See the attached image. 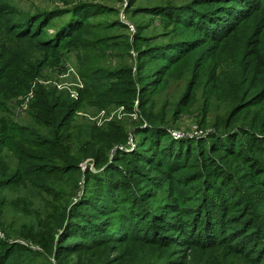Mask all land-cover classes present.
<instances>
[{
    "label": "rangeland",
    "instance_id": "1",
    "mask_svg": "<svg viewBox=\"0 0 264 264\" xmlns=\"http://www.w3.org/2000/svg\"><path fill=\"white\" fill-rule=\"evenodd\" d=\"M6 1L10 8L18 10V17L38 14L56 8L72 9L76 5L85 2L104 7L107 13L95 18V20H119L123 24L122 27L110 31L111 34L117 36V45L110 52L112 55H118V57L112 65L114 67H118V63L122 66L126 65L131 68L132 73L135 75L138 74L139 70L138 62L141 55L139 48L146 44L144 41L136 40L137 33H140L141 36H147L149 39H154L153 41H162L164 38H172L178 34L176 31L167 28L165 21L153 10H140V8L151 9L167 4L183 5L188 2L192 3V0H132L133 3L131 0ZM68 20L69 15L67 14L62 18L56 17L45 31L53 34L61 24ZM250 25L249 28L235 30L225 41L219 44V47L214 41H208V43L197 47L188 57L175 63L167 61L165 65L163 59L149 57L147 61L149 67L157 64L162 66V69L155 72L160 77V84L155 93L148 99L144 101L140 99L139 101L137 97L131 108L124 106L120 99L116 103H108L102 107L97 100L88 101V95L83 93L81 96V88L86 87V85L80 72L75 51L65 49L63 51L65 55L62 57L61 62L63 66H40L37 69L38 74L32 79H30V76L23 79L13 69L5 70L3 60L0 61V66H2L6 76L12 78L6 86V88L9 87L7 89L8 96L11 94L12 87L19 91V93L6 100L8 110L0 112L2 115H6L3 116L0 122L1 127L6 126L4 132L0 129L1 147H3L5 153L0 151V155L4 159V165L10 164L9 168H3L2 164L3 171L6 170L7 173H0V179L13 173V170L21 165V162H17L18 158L13 153L14 147H35V141L32 138L33 133L26 129V125L29 124L31 127L33 125L40 135L45 132L36 116L44 92L43 89L39 88V85L57 87L71 98L80 99L70 122L71 127L75 125L82 131L88 132L89 136L83 137L84 139L89 138L91 141V147L85 149L86 153H91L93 150L104 152L99 160L98 158L95 159V162L93 155L80 161L81 180L78 183L79 166L74 167L73 173L70 170L61 171L59 165L57 172H54L55 170L51 172L54 166H51L50 163L55 161L56 165V161H59V163L61 161L57 157L48 160L43 156L36 159V163H43L41 167L46 170L43 174L33 176L20 171L17 175L22 176L10 178L9 181H0V238L18 242L17 250L23 253V256L22 258L17 257V264L26 263L28 258H31L33 262L39 261L44 264L50 262L51 264H100L106 260L109 262L111 258L115 260V257L128 245L131 238L138 239L137 243L140 244L141 256L139 261L141 264H163L165 261H172L177 258V255L174 253L175 245L170 243L171 235L176 234L175 224L178 217L183 216L181 210L176 209L175 197H180V195L182 198L177 199L178 205L194 206L200 202L202 193V197L210 201L209 205H215V212L222 211L226 219H233L236 211H248V215L254 216L257 224H260V231L264 230V183L259 184L258 180L259 177H261V180L264 178V172L260 174L259 171V162L264 161V156L260 154L262 151L257 154L261 158L256 155L257 158L252 159L253 162H256V166H251L242 171L240 169L246 166L243 157L235 159V156H232L229 164L233 168L228 169L229 165L225 164L219 155H216L219 151L213 153L216 160L228 170H233L235 173V169L241 167L239 173L230 175L229 184L227 185L228 193H222L219 188L213 186L212 174L189 177L190 185L188 184V186L191 189L189 196L195 197V200L191 203L186 202L187 199L179 189H175L174 193L170 194L172 191L168 186L169 181H171L168 172L170 165L175 160L171 161L173 158H166L165 156H163V161L168 165L157 166L158 170L152 172L154 176L145 179L141 177L138 180L137 183L142 187L136 190L138 193L136 195L137 201L126 199L127 195H122L120 191L122 186L118 183H115L112 187L114 195L107 192L108 194L105 195L108 198L99 200L98 196H102L100 194L103 193L102 190L96 188L97 184L93 182V179L88 181V177L86 178L88 173L98 172V170L104 168L105 165L101 166L103 162L107 164V162L112 161L114 159L113 155L118 149L129 152L137 146L139 147L142 142H145L144 144L148 143L144 140L147 134H137L138 128L149 124L147 120L142 118L146 117L143 113L144 110H142L143 107H149V111L158 117L156 120L160 121L162 119L163 121L166 119L163 122L170 134H164L166 136L160 139L161 143L166 138H168V142L172 138L178 141H182V138H184L195 143L197 139H201L207 143V146L211 142L210 139L213 138L218 139V144L231 141L235 137L234 134L237 132V128L224 127V123H221V125L215 124V120H217L215 117L219 115L225 121L230 119V125L238 122L243 123L244 121L249 128H254L253 131H256V135L252 138L246 137L243 140H246L247 145L251 147L262 144L264 151V101L257 107L252 108L249 113L241 111L237 116H229L234 106L237 105L238 99H233L230 93L228 95V93L216 91L217 81L215 78L210 76L208 80L215 63H218V69H220V63L223 64L225 69L228 68L225 64L233 60V53L239 55L241 51H251L254 47H259L264 53V29L261 36H252L255 23H250ZM192 34H194V31H192ZM202 74H204L203 77ZM200 77H202L200 83L196 84L195 82H199ZM18 84L24 87L28 85V89L27 87L21 88ZM189 91L193 93L194 99L185 105L182 99L187 98L184 93ZM148 95L149 92H146L145 96L148 97ZM108 97L110 96L107 95L104 98ZM180 100L182 101L181 108L178 103ZM208 103H212V107L205 108V105L209 106ZM11 128H14L16 132ZM124 132L128 134L127 140L124 138ZM116 139L125 141L122 142ZM108 141H111V143L114 141L113 146L106 147ZM72 142L76 143L77 147H73L74 145L71 144L70 152L76 153L83 150L78 146L79 140H73ZM47 147L50 149L49 155L54 156L52 154L53 147ZM156 157H159V154ZM161 163L162 160L158 161V164ZM262 163L264 164V162ZM152 164L156 165V163ZM149 167L145 165V173H148ZM191 169L192 167H187L182 171L187 174L192 171ZM157 176L159 177L156 178ZM75 180L76 185H73L72 183ZM55 181H64L67 190L65 191L64 188L62 191L56 188L52 189ZM185 185L187 183L183 182L182 186L184 188ZM107 186L108 184L106 188ZM69 197L73 199L68 203ZM82 197H85L84 202L91 201L93 204H101L99 209L93 210V215H89V220L81 218L86 213L84 211L85 204H82L83 202L78 203ZM234 199L237 200V203L231 202ZM98 200L99 202H97ZM172 203H175V207ZM74 205L75 207H73ZM71 206L75 208L74 214L77 217V225H84V222H88V224L84 230L79 228L66 230L62 242H68L69 244L58 247V240L63 231L62 223L65 221V213H70ZM88 210H90L89 206ZM98 219H104L102 221L103 225L99 224ZM108 220L112 221L113 224L105 230L103 226L108 223ZM215 223L216 221L205 216L199 222V225L205 226L206 224L207 228H210L216 225ZM229 226L231 229H236L239 226H245V222L231 223L227 221L226 224L221 225L220 233ZM210 233L214 234V231ZM110 234H112V238L106 239L105 237ZM263 237L264 233H262ZM20 243L30 249L32 248V250H26ZM52 243L53 252L50 253L44 245ZM215 244L218 245H211V248L206 252L207 254L202 255L197 250H192L186 264H245L241 256L233 252L232 247H223L219 243ZM258 247L262 248L263 244H259ZM110 263H113V261Z\"/></svg>",
    "mask_w": 264,
    "mask_h": 264
},
{
    "label": "trees",
    "instance_id": "2",
    "mask_svg": "<svg viewBox=\"0 0 264 264\" xmlns=\"http://www.w3.org/2000/svg\"><path fill=\"white\" fill-rule=\"evenodd\" d=\"M131 2L133 3L132 0ZM158 7L151 9L141 7L140 10H153L165 21L167 28L176 31L178 34L172 38H164L162 41H153L154 39H149L147 36H141L140 33H137L136 40L144 41L146 44L139 48L141 53L138 62L139 70L138 74L135 75L132 73L131 68L126 65L122 66L118 63V67L113 66L118 55H112L110 51L117 45V36L111 34L110 31L122 27L123 24L119 20H95V18L107 13L104 7L85 2L76 5L72 9L56 8L38 14L18 17L17 9L10 8L6 0H0V61L3 60L5 70L13 69L23 79L27 76L32 79L38 74L37 69L40 66H63L61 62L62 57L65 55L63 52L65 49L75 51L80 72L86 85V87L81 88V96L83 93L88 95V101L97 100L102 107L108 103H116L120 99L124 106L131 108L137 97L139 101L140 99L141 101L148 99L155 93L160 84V77L155 72L162 69V66L157 64L149 67L150 65L147 63L149 57L161 58L164 60L165 65L167 61L175 63L188 57L197 47L208 43V41H214L219 47V44L225 41L235 30L251 27L250 23H255L252 36H261L264 29V0H192L191 4L188 2L183 5L167 4ZM66 14L69 15V20L61 24L53 34L45 31L56 17L62 18ZM192 31H194V34H192ZM236 54L233 53V60L225 64L228 66L227 69L221 63L219 64L220 69H218V63H215L208 77V80L211 76L217 81L216 91L228 93V95L230 93L233 99H238L237 105L234 106L229 116H237L241 111L249 113L252 108L257 107L264 101V53L259 47H254L251 51H241L239 55ZM203 76L204 74H202ZM202 77H200L199 82L196 81L195 83L199 84ZM11 79L6 76L5 71L0 66V112L8 110L6 100L19 93L18 90L12 87L11 94L8 96L7 89L9 87L6 88V86ZM18 86L21 85L18 84ZM26 87L21 86V88ZM39 88L43 89L44 92L36 116L45 132L40 135L33 125L32 127L29 124L26 125V129L33 133L32 138L35 141V147H14L13 153L18 158L17 162H21V165L0 181H9L10 178L22 176L17 175L20 171L33 176L43 174L46 172L41 167L43 163H36V159L41 158V156L48 160L57 157L61 161V163L56 161V165L55 161L50 163L51 166H54L51 172L53 170L57 172L59 165L61 171L70 170L73 173L74 167L79 166L80 161L88 156L93 155L95 162L96 158L99 160L100 156L104 154L102 151L94 150L91 153H86L85 149L91 147V141L89 138L84 139L83 137L89 136L88 132L82 131L75 125L71 127L70 122L80 99L71 98L57 87L39 85ZM146 92H149L148 97L145 96ZM107 95L110 97L104 98ZM184 96L188 98L182 99L185 105L194 99L193 93H190V91L184 93ZM205 99L207 100V98ZM178 103L180 107L182 101L180 100ZM211 104L208 103L209 106L205 105V108L212 107ZM142 110H144L143 113L146 116L142 118L147 120L149 124L138 128L137 134H147L144 140L148 143L144 144L145 142H142L144 145L140 144L139 147L137 146L129 152L118 149L114 153L112 161L107 162V164L103 162L101 166L105 165L104 168L98 170V172L88 173V176L86 175L88 181L93 179V182L97 184L96 188L102 190L103 193H100L102 196H98L99 200H106L108 193L114 195L112 187L115 183H118L122 186V189H120L122 195H127L126 199L137 201L136 195L138 193L136 190L142 187L137 183L138 180L141 177L145 179L154 176L152 172L158 170L157 166L168 165L163 161V156H165L166 158H173L171 161L175 160L170 165L168 172V177L171 180L168 186L172 192L169 189L167 191L173 194L175 189H179L187 199L186 202L191 203L195 200V197L189 196L191 193L188 186V184L190 185L189 177L212 174L213 186L219 188L222 193H228L227 185L229 184L230 175L239 173V168H241L237 167L235 173L233 170H228L233 168L229 164L230 158L232 156H235V159L243 157L246 166L240 169L242 171L251 166H256V162H253L252 159L261 158L260 155H257L259 152L262 151L260 154L264 156L262 144L251 147L247 145L246 140H243L246 137L252 138L256 135V131H253L254 128H249L244 121L243 123L238 122L230 125V119L225 121L219 115L215 117L217 118L215 124L221 125V123H224V127L237 128V132L234 134L235 137L231 141L220 143L221 145L218 144V139L215 138L210 139L209 146L201 139H197L195 143L184 138H182V141L172 138L168 142V138H166L161 143L160 139L166 136L164 134H170L163 122L166 119L163 121L162 119L160 121L156 120L158 117L149 111V107H143ZM3 116L6 115L0 113V122ZM5 127L0 125L2 131L6 130ZM11 130L16 132L14 128H11ZM127 137L128 134L124 132L125 140H127ZM73 140H79L78 146L83 150L76 153L70 152L71 144L74 145L73 147H77L76 143L72 142ZM112 143L108 141L106 147L113 146ZM1 144L2 141H0V151L4 153ZM47 146L53 147L52 154L54 156L49 155L50 149ZM218 151L219 153H217ZM213 153H217L216 155H219L220 159L229 165V168L222 166ZM158 154L159 157H156ZM161 160L162 163L158 164V161ZM3 162L4 159L0 155V173L6 174L7 171L2 169ZM262 162H259L260 174L264 172ZM152 163H156V165ZM145 165L150 166L148 173H145ZM9 166L10 164H3V168H9ZM187 167H192V171L185 174L182 169ZM79 170L80 175L77 183L81 180L80 166ZM101 173L103 174L101 175ZM103 175L105 176L103 177ZM260 178H258L259 184H263L264 178L263 180ZM183 182L187 183L185 188L182 186ZM72 184L76 185V180ZM55 188L59 191H62L63 188L65 191L67 190L64 181H55L52 189ZM72 197H69L68 203L72 201ZM180 197L182 198L181 195ZM180 197H175L176 209L181 210L183 216L178 217L174 227L176 234L171 235L170 240V243L175 245L174 253H176L177 258L172 261H165L163 264H186L192 250H197L202 255L207 254L206 252L211 248V245H218L215 243L222 244L223 247H232L233 252L239 254L245 264H264V237L262 238L264 230L260 231V224H257L254 216L248 215V211H236L233 219H226L222 211L215 212V205H209L210 201L204 199L202 193L200 202L194 206L178 205L177 199ZM80 199L78 203L83 202L82 204H85L84 211L86 212L81 218L88 219L89 215H93V210L99 209L101 205L100 203L98 205L93 204L91 201L84 202L85 197ZM231 202L237 203V200L234 199ZM172 204L175 207V203ZM88 206L90 210H88ZM73 207H70L69 214L65 213L64 225L62 220L63 231L58 240V247L69 244L68 242H62L66 230L70 231L75 228L84 230L88 224V222H84V225H77V217L74 214L75 208ZM205 216L216 221V225L210 228H207L206 224L205 226L199 225V222ZM98 220L99 224L103 225L102 221L104 219ZM227 221L231 223L245 222L247 227L239 226L236 229H231L229 226L220 233L221 225L226 224ZM112 224V221L108 220L103 228L106 230ZM211 231H214V234H211ZM111 235H107L105 238L109 239ZM256 241L257 243H255ZM137 242L138 239L131 238L128 245L115 257V260L111 258L109 262L106 260L100 264H141L139 261L141 256L140 244ZM17 243V241L0 238V264H17V257L22 258L23 253L17 250L19 246ZM259 244H263V247L259 248ZM20 245L25 247L26 250H32V248L30 249L21 243ZM44 247L50 253L53 252V243L50 245L45 244ZM111 261L113 263H110ZM24 264L44 263L33 262L31 258H28Z\"/></svg>",
    "mask_w": 264,
    "mask_h": 264
},
{
    "label": "built area",
    "instance_id": "3",
    "mask_svg": "<svg viewBox=\"0 0 264 264\" xmlns=\"http://www.w3.org/2000/svg\"><path fill=\"white\" fill-rule=\"evenodd\" d=\"M134 29V28H133Z\"/></svg>",
    "mask_w": 264,
    "mask_h": 264
}]
</instances>
